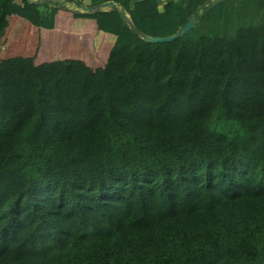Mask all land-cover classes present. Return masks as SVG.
Segmentation results:
<instances>
[{
  "label": "trees",
  "instance_id": "trees-1",
  "mask_svg": "<svg viewBox=\"0 0 264 264\" xmlns=\"http://www.w3.org/2000/svg\"><path fill=\"white\" fill-rule=\"evenodd\" d=\"M110 1L152 37L202 9L169 43L74 12L116 37L96 70L0 59V264H264V0Z\"/></svg>",
  "mask_w": 264,
  "mask_h": 264
},
{
  "label": "crops",
  "instance_id": "crops-1",
  "mask_svg": "<svg viewBox=\"0 0 264 264\" xmlns=\"http://www.w3.org/2000/svg\"><path fill=\"white\" fill-rule=\"evenodd\" d=\"M23 2L24 0H19L20 5ZM9 3L5 5L4 9L8 7ZM61 12L56 17L55 28L46 32L39 31V28L30 25L26 21L14 20V18L11 19L15 24L8 26V14L4 12V16L0 21V30H5L0 42V59L6 60L12 57L32 58L37 65L59 60L82 61L93 70L103 67L108 60L116 37L114 35L105 36L103 33L96 34L95 27L91 24L93 20L74 18L73 16L72 20L65 15L67 12L64 14H61ZM60 21L65 25L62 33L57 31ZM76 34L77 38H74ZM13 38H17V40H14L15 43L10 45L9 42ZM77 45L80 48L76 51L73 50V47ZM105 47L108 50L101 58L100 56H102ZM95 50L97 52H92Z\"/></svg>",
  "mask_w": 264,
  "mask_h": 264
},
{
  "label": "water",
  "instance_id": "water-1",
  "mask_svg": "<svg viewBox=\"0 0 264 264\" xmlns=\"http://www.w3.org/2000/svg\"><path fill=\"white\" fill-rule=\"evenodd\" d=\"M29 4H43L48 0H27ZM223 1V0H219ZM80 8L81 13H95L97 11L101 10H115L123 23L127 24L130 29L134 30L140 39L148 42V43H169L178 40L181 36L187 34L195 25L197 21V17L202 9V7L196 12V14L182 27L180 28L174 35L172 36H165V37H152L147 36L144 33H142L140 30L137 29V27L134 25V23L131 20V17L128 13H126L122 8H119L118 5L113 2H107L98 6H84V5H78Z\"/></svg>",
  "mask_w": 264,
  "mask_h": 264
},
{
  "label": "rangeland",
  "instance_id": "rangeland-1",
  "mask_svg": "<svg viewBox=\"0 0 264 264\" xmlns=\"http://www.w3.org/2000/svg\"><path fill=\"white\" fill-rule=\"evenodd\" d=\"M39 1H41V0H39ZM49 2H55L56 4H58L59 5V7L61 8V14L63 13H65V12H67V13H65V15H67L68 17H70V19H72L73 20V13L74 12H80L81 10H80V8H79V6L78 5H84V6H90V3H89V0H70V1H64V0H48ZM162 2H163V0H160V3L162 4ZM20 4H19V0H11V2L9 3V5H8V7L5 9V12L8 14V19H7V25L8 26H13L15 23H14V21H12V19H11V17H13L14 18V20H21V21H24L23 19H21V18H19L17 15H16V12H15V9L19 6ZM63 22H64V20H63ZM91 24H93V26L95 27V33L96 34H101V33H103V32H100V31H98L97 30V27H96V24L94 23V21H93V23L91 22ZM23 26V25H22ZM66 26H67V24H66ZM64 29H65V25L64 24H62V22L60 21L59 22V24H58V32L59 33H62V32H64ZM39 31H42V32H46V31H48V30H45V29H39ZM105 36H107V35H110V34H107V33H103ZM30 36H32V35H30ZM111 36H113V35H111ZM115 37V36H114ZM74 38H77V34L76 35H74ZM14 40H17V38H13L12 40H10V45H12V44H14L15 43V41ZM114 43H115V41H114ZM80 48V46L79 45H77L76 47L74 46L73 47V50H78ZM15 50H16V48H14ZM107 48L105 47L104 48V50H103V52H102V56H100L101 58L104 56V54L107 52ZM92 52H97V50H95V51H92ZM98 54V53H97Z\"/></svg>",
  "mask_w": 264,
  "mask_h": 264
}]
</instances>
